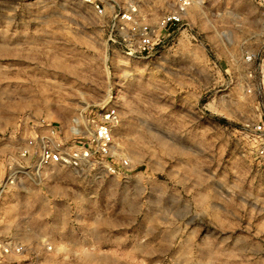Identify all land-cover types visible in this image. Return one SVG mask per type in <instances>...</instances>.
Here are the masks:
<instances>
[{
	"label": "rangeland",
	"instance_id": "374dc122",
	"mask_svg": "<svg viewBox=\"0 0 264 264\" xmlns=\"http://www.w3.org/2000/svg\"><path fill=\"white\" fill-rule=\"evenodd\" d=\"M174 1L143 0L152 23ZM195 2L139 58L77 0H0V189L14 183L0 234L25 246L11 264H264V159L243 131L259 117L244 55L264 67V0ZM108 106L121 173L36 176L37 156L20 158L35 130L64 139Z\"/></svg>",
	"mask_w": 264,
	"mask_h": 264
},
{
	"label": "built area",
	"instance_id": "2783aa9c",
	"mask_svg": "<svg viewBox=\"0 0 264 264\" xmlns=\"http://www.w3.org/2000/svg\"><path fill=\"white\" fill-rule=\"evenodd\" d=\"M78 3L90 6L98 17L106 18L111 28L110 39L113 43L133 57L146 58L156 53L166 44L171 36L169 30L184 27L195 0H175L171 10L162 14L156 23H152L150 13L143 0H77ZM264 18V11H263ZM248 65L246 71V92L255 95L259 117L244 125V135L250 142L257 159H264V67L253 68V54L244 55ZM76 132L70 129L67 138H61L55 129L36 131L35 137L20 149V158L37 156L35 174L49 167L87 169L95 165L103 166L110 174L121 173L127 169L129 160L119 161L115 165L114 131L119 126L121 117L114 106L93 110L87 116L78 118ZM13 181L5 180L0 189V197ZM48 250H52L49 246ZM25 253V246L16 238L0 234V264H11L13 257ZM24 264H32L25 261Z\"/></svg>",
	"mask_w": 264,
	"mask_h": 264
},
{
	"label": "bare ground",
	"instance_id": "6f19581e",
	"mask_svg": "<svg viewBox=\"0 0 264 264\" xmlns=\"http://www.w3.org/2000/svg\"><path fill=\"white\" fill-rule=\"evenodd\" d=\"M76 130H77V129H75V131H76ZM75 131H74V132H75Z\"/></svg>",
	"mask_w": 264,
	"mask_h": 264
}]
</instances>
